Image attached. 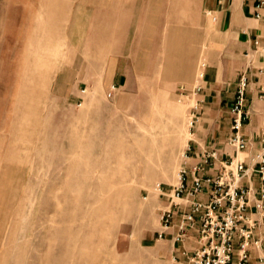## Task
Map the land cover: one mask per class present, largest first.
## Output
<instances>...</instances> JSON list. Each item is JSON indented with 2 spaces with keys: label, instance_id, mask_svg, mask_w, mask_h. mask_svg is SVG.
I'll use <instances>...</instances> for the list:
<instances>
[{
  "label": "rangeland",
  "instance_id": "1",
  "mask_svg": "<svg viewBox=\"0 0 264 264\" xmlns=\"http://www.w3.org/2000/svg\"><path fill=\"white\" fill-rule=\"evenodd\" d=\"M208 24L200 0H0V264H170L156 184Z\"/></svg>",
  "mask_w": 264,
  "mask_h": 264
},
{
  "label": "crops",
  "instance_id": "2",
  "mask_svg": "<svg viewBox=\"0 0 264 264\" xmlns=\"http://www.w3.org/2000/svg\"><path fill=\"white\" fill-rule=\"evenodd\" d=\"M254 6L255 0H200V11L205 17H211L212 24L211 27L208 24L211 30L204 41L203 75L192 87L201 88L194 94L198 107L186 147L189 165L199 162L203 150H217V160L213 168L206 171L208 174L221 170L220 162L230 157L243 160L248 172L239 185L252 188L251 199L260 185L255 171L257 155L264 154V9L255 11ZM256 12L260 18L255 17ZM205 24L207 22H203ZM242 74L247 77L246 116L239 132L246 147L236 153L227 141L232 133L231 108ZM259 228L264 230V216L259 218ZM171 232L158 240L170 243V264L184 263L186 258L176 251ZM194 245L193 238L184 243L188 249ZM259 255L260 251H253L247 264H258Z\"/></svg>",
  "mask_w": 264,
  "mask_h": 264
},
{
  "label": "built area",
  "instance_id": "3",
  "mask_svg": "<svg viewBox=\"0 0 264 264\" xmlns=\"http://www.w3.org/2000/svg\"><path fill=\"white\" fill-rule=\"evenodd\" d=\"M254 8L255 11L263 10L264 0H255ZM255 17L260 18V14L256 12ZM202 75L201 69L199 78ZM246 86L247 77L242 74L231 108L232 133L227 141L236 153L246 147L239 132L246 116ZM200 88L195 86L192 95ZM197 107V102L191 107L190 127ZM181 156L176 182L169 187L156 184L159 195L168 203L159 213L157 237L164 239L167 232L172 231L176 251L186 258L181 264H247L253 251L261 252L257 260L258 264H264V230L259 228V218L264 216V154L257 155L255 171L259 174L260 185L252 199V188L239 185L248 172L243 160L230 157L220 162L221 170L208 174L206 171L213 168L217 160L216 149L203 150L199 162L194 165L188 164L186 151ZM191 238L195 245L188 249L184 243Z\"/></svg>",
  "mask_w": 264,
  "mask_h": 264
},
{
  "label": "bare ground",
  "instance_id": "4",
  "mask_svg": "<svg viewBox=\"0 0 264 264\" xmlns=\"http://www.w3.org/2000/svg\"><path fill=\"white\" fill-rule=\"evenodd\" d=\"M191 119V118H190Z\"/></svg>",
  "mask_w": 264,
  "mask_h": 264
}]
</instances>
